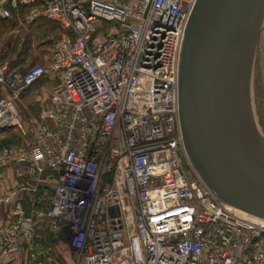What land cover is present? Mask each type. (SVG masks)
Segmentation results:
<instances>
[{"label": "built area", "instance_id": "built-area-1", "mask_svg": "<svg viewBox=\"0 0 264 264\" xmlns=\"http://www.w3.org/2000/svg\"><path fill=\"white\" fill-rule=\"evenodd\" d=\"M197 0H0V17L59 28L50 59L0 64V127L18 102L56 78L31 140L0 148L37 185L6 194L0 264H42L48 222L78 264H264V221L243 218L192 166L179 117L180 58ZM50 259V258H49Z\"/></svg>", "mask_w": 264, "mask_h": 264}, {"label": "water", "instance_id": "water-1", "mask_svg": "<svg viewBox=\"0 0 264 264\" xmlns=\"http://www.w3.org/2000/svg\"><path fill=\"white\" fill-rule=\"evenodd\" d=\"M263 32L264 0H197L180 58L179 117L186 153L206 185L264 219V132L252 91Z\"/></svg>", "mask_w": 264, "mask_h": 264}, {"label": "rangeland", "instance_id": "rangeland-1", "mask_svg": "<svg viewBox=\"0 0 264 264\" xmlns=\"http://www.w3.org/2000/svg\"><path fill=\"white\" fill-rule=\"evenodd\" d=\"M23 29L24 23L19 20H10L7 22L0 21V64L6 65L9 70L15 68H28L29 66L41 63L37 57L33 56L34 47L39 46V42L34 40V36H28L27 32L21 31L13 33L14 29ZM22 34V35H21ZM60 32L56 29L51 32V43L59 36ZM31 37V38H30ZM260 50V48L258 47ZM257 52L254 75H253V106L256 119L260 129L264 132V87L262 83L260 63V51ZM18 102L17 111L19 114L18 122L12 128L0 132V148L4 146H21L28 143L36 126L40 120V113L44 110L47 102H36L32 98L24 95ZM5 95V87L0 83V98ZM10 167V166H6ZM13 169V183L9 186V190L21 189L24 193H28L25 206L29 209L35 208L42 209L46 204H34L29 195H36L38 193L37 185L30 182V179L19 173L17 165H11ZM4 171V169H3ZM1 176L3 175V172ZM13 188V189H12ZM39 237L37 242L48 251V256H43L42 264H78L77 256L75 253H70L62 242V238L55 237L48 222L39 223ZM50 258V259H49Z\"/></svg>", "mask_w": 264, "mask_h": 264}, {"label": "crops", "instance_id": "crops-1", "mask_svg": "<svg viewBox=\"0 0 264 264\" xmlns=\"http://www.w3.org/2000/svg\"><path fill=\"white\" fill-rule=\"evenodd\" d=\"M20 21V20H19ZM59 31L58 27L55 24H50L44 19H39L34 22H28L24 23V28L19 29L21 31L27 32L28 36L33 37L34 40L39 42L38 47H34V50H31L33 52V56L37 57L38 60L42 61L41 63L47 62L50 59L51 56V50L53 43H51L49 40H51V32L53 30ZM17 29H14L13 33H19L20 31ZM22 35V34H21ZM30 37V38H31ZM260 63L259 66L261 68V76H262V83L264 87V32L262 34L260 43ZM59 83V81L56 78H45L43 80H40L36 83H34L32 86H30L27 90H25V96H28L29 98H32L33 101L38 102H49V98L51 96V93L53 92L54 87ZM5 87V86H4ZM9 92L8 88L5 87V95ZM23 92V93H24ZM4 95V96H5ZM23 95V94H22ZM11 127H0V132H4ZM3 175L0 176V220L3 222H8L11 220V208L10 205L4 202L3 197L6 194L9 193H15L16 189L9 190V186L13 183V169L10 167H5L3 171ZM18 190V189H17Z\"/></svg>", "mask_w": 264, "mask_h": 264}, {"label": "bare ground", "instance_id": "bare-ground-1", "mask_svg": "<svg viewBox=\"0 0 264 264\" xmlns=\"http://www.w3.org/2000/svg\"><path fill=\"white\" fill-rule=\"evenodd\" d=\"M229 208H231L233 211H235L237 214H239L240 216H242L243 218H246L248 220H251V221H254V222H263L264 219L263 218H259V217H255V216H252L240 209H237L233 206H228Z\"/></svg>", "mask_w": 264, "mask_h": 264}, {"label": "trees", "instance_id": "trees-1", "mask_svg": "<svg viewBox=\"0 0 264 264\" xmlns=\"http://www.w3.org/2000/svg\"><path fill=\"white\" fill-rule=\"evenodd\" d=\"M25 12H26V9L25 8H20L18 11H16V10H14V16L12 17V18H10V19H4V18H1L0 17V21H2V22H7V21H10V20H15V21H17V20H19V18L20 17H23L24 16V14H25ZM45 20V19H44ZM47 21V20H46ZM47 22H49V21H47ZM50 24H54V23H51V22H49ZM57 26V25H56ZM58 27V26H57ZM59 29V28H58ZM24 69H26V68H24ZM41 80H43V79H41ZM40 81V80H39ZM38 82V81H37Z\"/></svg>", "mask_w": 264, "mask_h": 264}]
</instances>
